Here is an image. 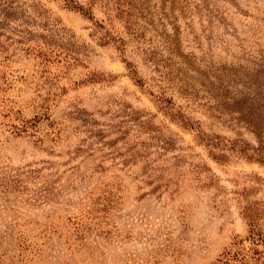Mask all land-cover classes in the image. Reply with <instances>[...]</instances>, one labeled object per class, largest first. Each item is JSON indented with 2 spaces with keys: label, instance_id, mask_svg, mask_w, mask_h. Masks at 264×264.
I'll list each match as a JSON object with an SVG mask.
<instances>
[{
  "label": "rangeland",
  "instance_id": "374dc122",
  "mask_svg": "<svg viewBox=\"0 0 264 264\" xmlns=\"http://www.w3.org/2000/svg\"><path fill=\"white\" fill-rule=\"evenodd\" d=\"M0 264H264V0H0Z\"/></svg>",
  "mask_w": 264,
  "mask_h": 264
}]
</instances>
